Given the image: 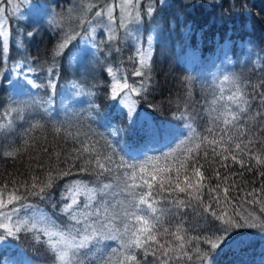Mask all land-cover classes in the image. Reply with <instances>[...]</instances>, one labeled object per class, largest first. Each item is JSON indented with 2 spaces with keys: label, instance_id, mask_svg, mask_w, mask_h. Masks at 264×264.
<instances>
[{
  "label": "snow or ice",
  "instance_id": "1",
  "mask_svg": "<svg viewBox=\"0 0 264 264\" xmlns=\"http://www.w3.org/2000/svg\"><path fill=\"white\" fill-rule=\"evenodd\" d=\"M157 2L164 7L165 0H153L147 5L143 0H96L95 3L76 0L67 12L68 19H79L84 26L85 43L95 46L96 27L102 26L108 34L105 47L113 41L119 44L117 33L123 30L125 41L135 49V55L128 60L135 69L131 75L139 77L138 82L130 84L120 68L106 69L111 78L108 98L121 116L124 107L130 113L136 112V97L146 95L152 87L153 37L150 35L143 41L139 32L145 18L155 15ZM91 13L94 16L89 20ZM63 19L53 17L51 23L59 27ZM3 29L0 20V30ZM0 37V64H4L9 31H0ZM80 37L81 33L74 27L65 31L53 51L54 59ZM123 71L126 73L127 69ZM0 75H4L3 70ZM216 80L219 84L213 81L212 99L206 101L207 114L194 116L189 112L190 122L183 123L182 128L177 125L181 129L178 132L143 118L138 123L136 117H130L126 130L132 138L130 141L122 145L106 141L101 145L91 131L82 133L77 128L74 134L70 120L60 122L59 127L53 125L55 133L66 144L73 145L70 150L55 152V165L51 163L52 151L44 147L41 154L29 158L26 171L17 174L26 178L18 179L12 174L7 179L0 176L3 180L0 183V264H31L5 255L7 250L18 247L22 237L29 236L51 254L53 264H148L150 256L165 264L182 258L199 264H216L225 245L239 248L249 243L238 229H258L259 233L247 235L264 241V145L250 138L247 123L248 119L264 120V112L257 111L249 117L252 97L245 89L250 85H242L238 77L228 74L217 76ZM188 82L191 83L190 78ZM17 86L41 87L27 73ZM260 103L264 105V94L260 96ZM190 107L186 105V111ZM23 111L19 106L0 111V134L13 135L16 120L24 119ZM46 111L51 119L50 110ZM184 118L181 112L180 121ZM40 127L43 125L38 121L30 124L23 136L8 144V150L0 145L3 156L15 159L27 154L35 145H29L24 137ZM162 132L172 137L169 150L162 152L147 147ZM108 135L118 138L119 130ZM21 140L22 147L14 146ZM141 140L143 144L137 146ZM44 156L48 157L47 161ZM229 161L232 166L240 165L243 171L231 172ZM213 164L217 165L214 177L209 175ZM74 169L80 178L65 181L74 175ZM40 173L45 175L42 177ZM245 173L259 175L260 187L245 191L249 183H255L245 181ZM61 181L65 182L57 200ZM194 202L201 209L197 215L203 220L195 226L185 218ZM41 204L51 205L50 210ZM194 231L198 234L189 235ZM217 232L223 235L214 239ZM108 241L118 242L117 246L112 247ZM201 245L205 247L202 249Z\"/></svg>",
  "mask_w": 264,
  "mask_h": 264
},
{
  "label": "trees",
  "instance_id": "2",
  "mask_svg": "<svg viewBox=\"0 0 264 264\" xmlns=\"http://www.w3.org/2000/svg\"><path fill=\"white\" fill-rule=\"evenodd\" d=\"M47 1L48 7L52 8L51 6L54 5L59 14L66 10V7L60 8L57 5L58 0ZM64 2L67 5L69 0ZM95 2L96 0L91 1V3ZM143 2L147 5L153 3V0H143ZM155 6L157 9L155 15L152 18H145L140 26L139 35L143 41H146L150 35L153 37L154 54L151 65L152 87L146 95L136 97L138 108L148 112L156 120L166 122L167 127L178 132L181 129L177 128V125L182 128L183 123L190 122L187 119L189 112L194 116L207 114L209 105L206 101L212 99L213 81L219 84L216 77L228 74L238 77L242 85H250L245 89L252 97L249 117L254 116L257 111L264 112V105L260 103V96L264 94V88L261 87L264 84V0H165L163 8L158 2ZM64 17L63 20L67 21L69 28L74 27L76 32L81 33V37L72 42L69 48L55 59L53 51L61 42L66 24L63 27L61 25L57 27L44 22L40 23L39 21L42 22L45 19L39 16L37 20L21 16H9L7 19L9 47L6 63L0 64V70L4 71V75H0V111L16 105L24 110L21 113L24 119L16 120L13 135L0 134V145L3 146V150H8V144L17 137L23 136L24 131L32 123L38 121L43 127L28 132L24 137L28 139L29 145H35L28 150L27 154L12 159L4 157L0 151V176L4 179H7L9 174L24 173L29 158L41 154L44 147L52 151L51 163L55 165V152L62 149L70 150L73 147L71 142L66 144L61 136L55 133L53 125L59 127L60 122L63 121H71L74 125L72 128L74 134L77 128L82 133L91 131L94 139L101 141V145L106 141H116L122 145L126 140L132 139L126 131L130 123L127 110L123 108L124 115L121 116L119 109L112 107V101L108 98L111 78L106 71L107 68L100 66V72L95 75L71 70V56L84 39V26L73 22L78 19ZM37 22L39 25H35ZM188 28H191V32ZM249 41L251 43H248ZM42 42L45 43V48L40 51L39 46ZM111 49V52L105 54L108 65L120 68L122 74L127 75L130 84L134 81L138 82L140 78L131 75L135 69L128 58L135 55V49L130 47V42L124 39L119 44L116 43V48ZM21 68L24 69L23 72L20 71ZM29 68L34 71L29 72ZM124 69H127L126 73ZM25 73L29 79L41 87L34 90L24 87L16 92L12 85V76L18 83V81L22 82ZM189 78L191 83L188 82ZM52 85L55 87L53 88ZM62 85L72 92L85 90L82 93L88 92V100L84 101V97L81 96V100H67V104H61L59 93ZM30 92L37 93L39 98L34 99ZM228 94L225 93L226 96ZM27 105L33 107L31 111ZM186 105L191 106L187 111ZM46 109L50 110L51 119ZM181 112L185 114L184 121L179 119ZM247 123L251 130L250 138L254 137L264 145V131H261L264 129V120L248 119ZM205 126H207L206 123ZM117 129L119 130L118 138L108 135ZM171 139L172 137L169 136L166 141L156 140L147 147L167 152ZM142 144L141 140L137 146ZM14 146L22 147L23 140L19 145ZM171 147H175V143H171ZM43 159L47 161L48 157L44 156ZM229 166L231 172L243 171L238 164L232 166L231 161ZM62 167L67 168V165ZM216 170L217 165L213 164L209 175L214 177ZM73 171L74 175L66 177L65 181L80 178L75 175V169ZM40 175L43 177L45 173ZM17 178L26 177L17 175ZM243 179L255 182L249 183L245 191L260 187L259 175L245 173ZM65 181L59 182L56 191L57 200ZM0 183H3V180H0ZM215 183L213 179V186ZM223 187L221 185L222 189ZM240 195L243 196V193ZM41 207L50 210L51 205L41 204ZM200 210L195 206V202L193 207L187 210L185 218L189 224L195 226L203 223L202 218L197 215ZM256 211L258 212V208ZM175 223V221L172 222L173 227ZM236 231L241 232L249 243L239 248L225 245V251L217 258L216 264H264V241L258 236L247 235L251 232L259 233V230L238 229ZM197 234L195 231L189 233V235ZM199 234L205 235V233ZM222 235L223 233L217 232L214 234V239ZM204 247L201 245L202 249ZM17 249L25 252L35 262L53 264L51 254L44 247L36 244L31 236L22 237L18 247L7 250L5 254ZM148 264H165V262L150 256ZM171 264H199V262L195 260L189 262L186 258H182L173 259Z\"/></svg>",
  "mask_w": 264,
  "mask_h": 264
},
{
  "label": "rangeland",
  "instance_id": "3",
  "mask_svg": "<svg viewBox=\"0 0 264 264\" xmlns=\"http://www.w3.org/2000/svg\"><path fill=\"white\" fill-rule=\"evenodd\" d=\"M93 0H86V3H91ZM76 0H69V2L66 5V2L64 0H58L57 5L60 6V8H65L66 10L63 11V13L57 12L53 6L52 8L48 7V1L47 0H0V9H3V11H0V20H2L4 24V29L0 31H8V24H7V19L9 16L12 17H32L34 20L38 19L37 17L39 16L42 18L44 21H39L40 23H46L47 25H53L51 23L53 17L56 19H61V17L67 16L68 9L73 6V3H75ZM73 15H77V13H73ZM92 16H94V13H91L87 17V19L91 20ZM65 18V17H64ZM74 23L76 22V25L79 24V19L74 20ZM49 23V24H48ZM65 26V31H69L71 27L69 28V24L67 21H61V26ZM35 25H39L38 22ZM55 26V25H54ZM75 26V25H74ZM95 27V25H93ZM76 30V29H75ZM90 30V29H89ZM41 31L39 32V34ZM107 32L105 29L100 26L96 27V35L94 36V39L96 41L95 46H92L91 44L85 43V39H83L82 43H80V46L76 49V51L72 54L71 56V70L78 71V72H85V74H98L100 72V66H103L104 68H108V61L106 62L105 54L109 52V48H116V42L113 41L109 44L108 47H105V43L107 42ZM120 41H124V35H123V30H120L119 33H117ZM84 38V37H83ZM39 46V45H38ZM40 51L44 50L45 48V43H41L40 46ZM38 49V47H36ZM12 85L14 87V90H22V88L17 87V81L16 78L12 76ZM34 90V89H32ZM31 91V89H30ZM85 90H78V91H70V89L64 85H62L60 89V97H61V104H67V100H81V96L84 97V101H87L89 98L88 92L82 93ZM31 96L34 99H38L39 96L37 93L30 92ZM83 94V95H82ZM87 104V102H85ZM47 105V104H46ZM16 106V105H15ZM28 108H30V111L33 107L30 105H27ZM127 110V113L129 117H136L137 121H139L141 118L145 117L147 121H151L156 124L164 125L167 127L166 122H161L156 120L152 115H150L148 112L141 110L140 108L137 107L136 112L130 113L126 107H124ZM169 139V136L166 138V136L161 133V136L157 139L159 142L161 141H166ZM148 146V145H147ZM108 244H111L112 247L117 246L118 242H113V241H108L106 242ZM110 250V249H109ZM11 258H15L16 260H19L21 262H26V261H31V264H41L39 262L33 261L25 252L18 250L13 251L11 253L5 254ZM42 264H48V263H42Z\"/></svg>",
  "mask_w": 264,
  "mask_h": 264
}]
</instances>
